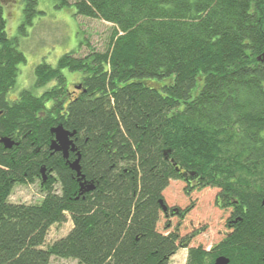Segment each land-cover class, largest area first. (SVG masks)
Listing matches in <instances>:
<instances>
[{"label": "trees", "instance_id": "obj_1", "mask_svg": "<svg viewBox=\"0 0 264 264\" xmlns=\"http://www.w3.org/2000/svg\"><path fill=\"white\" fill-rule=\"evenodd\" d=\"M21 1L14 38L0 6V139L15 142L0 144V264H169L179 250L185 264H264V0H79L76 17L111 26L105 51L37 65L17 95L18 39L39 15ZM58 126L76 133L79 178L50 150ZM38 179L39 204L9 202ZM179 182L186 197L218 191L216 208L231 211L209 251L189 248L202 229L169 231L170 219L194 224V204L169 207ZM68 218L69 234L45 247Z\"/></svg>", "mask_w": 264, "mask_h": 264}, {"label": "rangeland", "instance_id": "obj_2", "mask_svg": "<svg viewBox=\"0 0 264 264\" xmlns=\"http://www.w3.org/2000/svg\"><path fill=\"white\" fill-rule=\"evenodd\" d=\"M36 2V10L39 13L32 20V27L27 29L26 36L18 39L19 49L23 53L26 63L19 67V75L15 90L32 89L34 84L33 71L39 64L46 63L55 67L58 60L65 54L76 51V58H83L90 50L104 52L111 34L110 25L98 20H90L83 17H76L74 4L79 0H33ZM65 2V5H62ZM21 0H0V6L4 10L7 21V34L9 37H16L17 28L21 22L22 12ZM67 79V90L74 91L80 84V74L63 73ZM53 86V84H52ZM49 87H51L49 85ZM38 91L42 94L44 90ZM14 90V91H15ZM16 94V93H15ZM14 97V96H13ZM9 99H11L9 97ZM38 179L33 185L15 186L10 194L9 202L13 204L34 205L42 201L44 193L40 189ZM185 184L179 182L169 187L171 208H185L194 204V224L188 223L189 217L182 222L177 219H170L169 225L173 230L180 225L179 232L182 235L189 234L190 230H201L202 232L192 240L189 248H202L209 251L213 246L220 243L229 234L226 222L231 215L230 210H220L215 206V196L218 191L205 190L192 193L186 197L183 193ZM170 201V200H169ZM163 217L157 225L161 232L164 229ZM72 230L70 219L67 222L53 226L47 235L45 247L55 241L66 237ZM44 247V248H45ZM187 250H179L171 259L169 264H185ZM50 264H76L70 260L51 258Z\"/></svg>", "mask_w": 264, "mask_h": 264}, {"label": "water", "instance_id": "obj_3", "mask_svg": "<svg viewBox=\"0 0 264 264\" xmlns=\"http://www.w3.org/2000/svg\"><path fill=\"white\" fill-rule=\"evenodd\" d=\"M257 61L259 63L264 64V54L261 57L257 58ZM51 133L54 135V140L50 145V150L53 153H60L63 159L67 161V164L71 169V171L75 172L77 177L79 178L81 175L80 166H79V159H80L79 156L77 155V158L73 162H68L69 155L76 152V147L73 141V137L75 136L76 133L66 131L62 126H58L52 129ZM0 144L4 147L5 150H11L13 146H15V142L11 141L8 138H1ZM40 175L42 177L43 183L46 182L44 167L41 168ZM80 188H81L80 194L87 193L93 190L91 186H86V188H84V186L81 185ZM160 205L162 207V211L166 212L167 208L163 204V202H161ZM262 206H264V201L262 202ZM228 263L229 261L223 257L216 259L214 262V264H228Z\"/></svg>", "mask_w": 264, "mask_h": 264}, {"label": "flooded vegetation", "instance_id": "obj_4", "mask_svg": "<svg viewBox=\"0 0 264 264\" xmlns=\"http://www.w3.org/2000/svg\"><path fill=\"white\" fill-rule=\"evenodd\" d=\"M75 88H76V90H77L78 87H75Z\"/></svg>", "mask_w": 264, "mask_h": 264}]
</instances>
